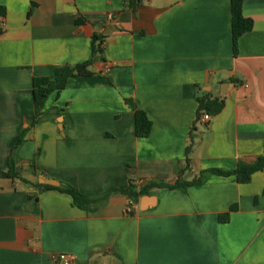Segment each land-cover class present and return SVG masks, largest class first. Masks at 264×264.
I'll list each match as a JSON object with an SVG mask.
<instances>
[{"label":"crops","instance_id":"obj_1","mask_svg":"<svg viewBox=\"0 0 264 264\" xmlns=\"http://www.w3.org/2000/svg\"><path fill=\"white\" fill-rule=\"evenodd\" d=\"M0 7V174L23 177H0V264H62L53 260L60 254L76 256L72 264H264V170L247 184L207 173L185 188L153 187L264 156V0H244L254 27L237 56L231 0ZM95 35L105 37L103 59L52 94L30 127L34 78L88 61ZM204 93L225 100L207 123L197 119ZM128 99L152 122L146 138L136 135ZM41 177L102 200L81 209L45 190L34 209L28 194Z\"/></svg>","mask_w":264,"mask_h":264},{"label":"trees","instance_id":"obj_2","mask_svg":"<svg viewBox=\"0 0 264 264\" xmlns=\"http://www.w3.org/2000/svg\"><path fill=\"white\" fill-rule=\"evenodd\" d=\"M127 6L131 9H136L137 6L143 3L144 0H126ZM243 3L244 0H231V14H232V42H233V53L235 56L238 55V43L239 39L246 33L253 30L254 22L251 18H247L243 14ZM5 9L0 7V16L5 14ZM32 13V9L30 11ZM77 23H83L82 19H78ZM104 36L95 35L93 37L92 43V56L91 58L81 64L74 67L62 66L57 68L54 77H38L33 80V97L35 112L32 116H29L30 127L34 126L39 122L40 118L43 116V107L46 101L52 94L59 95L67 86L68 81L74 77H85L92 74L91 68L97 60L103 59L104 54ZM127 104L132 107L135 111V131L136 135L140 138L148 137L153 129L151 120L149 119L146 112L140 110L133 100H126ZM225 106V100L220 97H213L208 93H204L198 98V110L197 119L201 118L203 113H208L211 117L219 115ZM196 128H193V130ZM26 130H24L21 135L17 138L15 142V147L19 146L24 141V135ZM192 135V134H191ZM194 144L191 143L186 149L187 165L190 162L189 156L192 154ZM264 170V156L260 157L254 164H239L238 167L233 171H224L220 169H213L210 171L203 172L202 176L188 183L177 182L174 185H169L166 183H159L153 187L157 188H185L188 185L199 184L203 181L204 176L207 173H214L216 175L231 177L235 176L237 182L240 184H247L251 181L253 175L257 172ZM0 177L13 178V179H23L22 175L13 172L12 168L6 173L0 174ZM26 182V181H25ZM35 191L29 192V200L33 202L34 209L38 203V194L45 190H58L60 192L69 194L73 198L74 205L81 208L87 209L91 205L99 203L102 198L91 197L82 194L75 187L67 184L61 183L60 186L44 185L38 182L33 184ZM146 189L143 190L145 192ZM132 188H129L125 193H132ZM234 209V208H233ZM231 209V211H233ZM220 221L222 223H227L229 221V213L220 216Z\"/></svg>","mask_w":264,"mask_h":264},{"label":"built area","instance_id":"obj_3","mask_svg":"<svg viewBox=\"0 0 264 264\" xmlns=\"http://www.w3.org/2000/svg\"><path fill=\"white\" fill-rule=\"evenodd\" d=\"M106 72H109L110 71V68H106V70H105ZM211 116L208 114V113H203L202 115H201V118H200V121L202 122V123H207L208 121H210L211 120ZM192 167L191 166H189V169H191ZM134 211H135V204H134V202H130L128 205H127V207H126V213L128 214V215H131V214H133L134 213ZM53 260L55 261V262H60V263H62V264H72L73 262H75L76 261V256H74V255H67V254H60V255H55L54 257H53Z\"/></svg>","mask_w":264,"mask_h":264},{"label":"water","instance_id":"obj_4","mask_svg":"<svg viewBox=\"0 0 264 264\" xmlns=\"http://www.w3.org/2000/svg\"><path fill=\"white\" fill-rule=\"evenodd\" d=\"M40 183L44 184V185L60 186L59 182H57L55 180L47 179L45 177L40 178Z\"/></svg>","mask_w":264,"mask_h":264}]
</instances>
